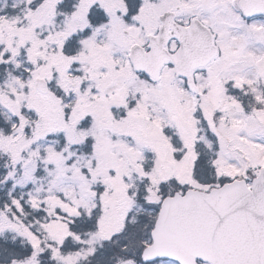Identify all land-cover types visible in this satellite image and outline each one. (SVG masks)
<instances>
[{"label":"snow or ice","instance_id":"1","mask_svg":"<svg viewBox=\"0 0 264 264\" xmlns=\"http://www.w3.org/2000/svg\"><path fill=\"white\" fill-rule=\"evenodd\" d=\"M0 264H264V0H0Z\"/></svg>","mask_w":264,"mask_h":264}]
</instances>
